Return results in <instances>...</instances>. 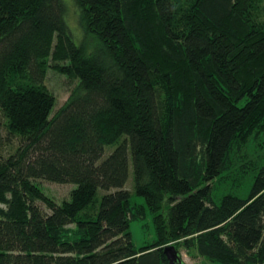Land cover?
Masks as SVG:
<instances>
[{
  "label": "trees",
  "instance_id": "obj_1",
  "mask_svg": "<svg viewBox=\"0 0 264 264\" xmlns=\"http://www.w3.org/2000/svg\"><path fill=\"white\" fill-rule=\"evenodd\" d=\"M74 2L80 45L64 0H0V264H264V0ZM49 71L77 81L52 116Z\"/></svg>",
  "mask_w": 264,
  "mask_h": 264
},
{
  "label": "rangeland",
  "instance_id": "obj_2",
  "mask_svg": "<svg viewBox=\"0 0 264 264\" xmlns=\"http://www.w3.org/2000/svg\"><path fill=\"white\" fill-rule=\"evenodd\" d=\"M64 3L65 22L67 23V26L69 27L73 35V40L75 44L80 45L83 41L84 34L82 32L77 7L75 5L74 0H64ZM88 42L92 43V40H90L89 38ZM44 83L47 89L55 98V104L51 113L52 116L58 109H60L66 103L69 96L71 95V92L76 87L77 81L74 79H69L65 76H61L53 71H49L46 75ZM113 149L114 147H106L103 158H106L113 151ZM235 174L237 176L238 168H236V170L234 171L233 175L235 176ZM249 179L250 176L243 179L242 184H245ZM36 184L46 197L52 199L58 205L61 204L62 201L68 200L71 190L75 188V186L72 184H55L45 181H36ZM124 189L129 192L130 201L132 205L144 208L143 215L132 220L129 223V234L131 236L133 245L135 248L140 249L154 243L157 237L154 229V214L147 209L144 199L135 195L134 175L131 161H129L128 163V178ZM239 189L236 190L238 191ZM236 190L234 192H236L237 195L241 197L243 192L244 194L247 193L245 189H240L238 192ZM99 193L100 195H103L102 191H100ZM179 254L183 264H214L197 256H188L187 253L182 249L179 250Z\"/></svg>",
  "mask_w": 264,
  "mask_h": 264
},
{
  "label": "water",
  "instance_id": "obj_3",
  "mask_svg": "<svg viewBox=\"0 0 264 264\" xmlns=\"http://www.w3.org/2000/svg\"><path fill=\"white\" fill-rule=\"evenodd\" d=\"M169 264H182V260L173 245H168L163 250Z\"/></svg>",
  "mask_w": 264,
  "mask_h": 264
}]
</instances>
